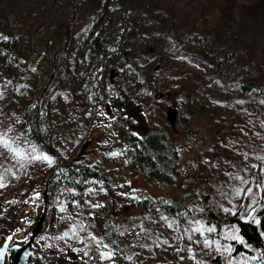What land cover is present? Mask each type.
Instances as JSON below:
<instances>
[{
    "label": "rangeland",
    "instance_id": "374dc122",
    "mask_svg": "<svg viewBox=\"0 0 264 264\" xmlns=\"http://www.w3.org/2000/svg\"><path fill=\"white\" fill-rule=\"evenodd\" d=\"M142 1L0 0V199L16 209L13 216L23 228L9 239L14 244L29 237L44 207L37 190L42 173L55 165V159L20 136L15 125L24 101L39 98L44 88L41 101L52 124L56 157L69 162L84 149L81 158L98 160L114 187L107 191L101 181L90 179L82 191L63 187L48 195L51 216L45 218L33 247L43 264L72 256L80 264H209L215 255L225 264H254L258 251L246 245L250 253H235L243 240L237 224L223 220H251L257 200L252 188L264 197V111L255 109L263 96L254 100L240 89L242 80L264 71V23L237 12L235 26L220 43L202 25L195 31L186 28V15L199 19L198 2L161 0L164 10L151 16ZM216 14L208 20L214 21ZM239 40L255 43L252 59L244 55ZM144 41L158 51L142 56L135 49L133 67L114 68L126 48H143ZM227 51L226 63L218 67ZM196 75L198 85L190 80L179 93L172 130L165 114L169 100L153 99L146 83L163 92L176 91L187 80H181L183 76ZM117 88L131 98L123 110L113 105ZM192 110L195 118L186 128L195 135L179 155L185 167L173 185L162 186L139 167L129 166L120 141L162 128L170 141L182 133L177 139L185 143L181 120ZM216 130L225 138L228 133L223 131L232 133L214 151L204 149L198 157L197 149L206 146ZM26 190H31L29 199L16 197V192ZM150 196H163L168 202L184 197L178 202L185 200V208H151L144 213L137 204ZM104 208L116 228L117 254L100 242L94 229Z\"/></svg>",
    "mask_w": 264,
    "mask_h": 264
},
{
    "label": "trees",
    "instance_id": "16d2710c",
    "mask_svg": "<svg viewBox=\"0 0 264 264\" xmlns=\"http://www.w3.org/2000/svg\"><path fill=\"white\" fill-rule=\"evenodd\" d=\"M176 1L181 4V0ZM197 2L199 3L198 7H201L200 12L198 13L199 19H190L192 15H186V23L188 26L186 28L188 30L190 29L192 31H195L199 27V25H202L203 30H208L209 34L214 35L217 38V42L220 43L227 39L228 31H230V29L235 26L237 12L241 11L245 16L250 17L252 20L264 23V0H222L215 2L213 0H185V5H193V3ZM141 4L142 8L144 9L150 7L149 13L151 14V16L153 14H160L165 8L161 0H143ZM104 5H106V3ZM102 13L103 15H105L107 12L103 10L101 14ZM169 14L174 15V12L170 10ZM211 14H216V18L213 19L214 21H211L212 19L208 20V17ZM140 16V13H138L136 21H138L137 27L141 31L142 20ZM97 18L99 20L100 15H98ZM73 20L74 18L70 19L69 24L72 23ZM196 21H198V23H196ZM168 28L170 29L171 26H169ZM137 36L140 37V32H137ZM94 39L97 41L96 36L94 37ZM66 42H68L67 38ZM144 42L145 43L143 48L138 47V45H136V47L126 48L122 53L121 61L115 63V65L113 64L114 68L116 66V68H119L124 65L133 67L134 60L138 56L136 54V50L142 56L146 54L150 55L153 52L158 51V49L152 43L148 41ZM238 45L243 50L245 56H248L251 59L253 56H255V43L249 44L243 42L242 40H239ZM216 48H218V46H216ZM229 55L230 53L229 51H227L224 55V58L221 59L218 67H223V64L226 63ZM104 59L106 61L109 60V58H106V53ZM164 64L166 63L164 62ZM56 65L57 63L53 61L54 69ZM134 68H136V66H134ZM151 71L152 70H149V77H147V80H149L152 75ZM213 71L214 70H211V74H215L217 76L219 75L218 71H216L215 73ZM182 79L187 80L184 83L178 85L176 91L166 90L165 92H163L161 89L152 88L148 82L146 83L148 94H151L153 90L154 93L151 95L152 98L158 99L157 97L154 98L153 95L156 93H163V98L165 97V99L169 100V105H174L176 107L178 99L181 97L180 94L183 93V91L185 90V86L188 85L187 82L190 80H195L197 85L199 83V76L197 75L194 77L183 76L181 80ZM240 89L243 93L248 94L250 97H253L254 100H258L259 97L263 96L262 98H260L263 100V102H257L258 104H256L255 109L264 111V71L257 72L253 77L249 79L242 80L240 82ZM116 92L117 93L113 101V105H115V107H117L119 110H123L126 104L129 103L131 98H129V94L122 90V88H117ZM42 97H44L43 99H45L44 88L42 89L39 98L24 101V106L20 111V117L16 118L15 125L20 136L28 138L40 151L50 155L55 159V165L53 166V168L48 169L42 173V179L37 188V190L39 189V191L41 192V197L43 198V200L45 191L47 192V199L48 195L53 196L54 192L62 189L63 187H66L65 189H69L70 191H82L85 186V182L90 179L99 180L102 182L107 191L112 190L114 185L110 184L111 182H109L105 174V168L98 160L95 162H89L87 160H83L86 158L85 157L80 159L73 158L69 162H64L56 157L57 153L52 144V124L49 119V114L45 109V106H43L42 102H44V100L42 99L41 101ZM186 100H189L188 103H190L188 104L190 106L187 105V107H193L191 99L186 98ZM194 116L195 114L192 110L188 119H184V121L181 120L183 125L181 127L183 130L184 139H186L185 143H180L179 139H177V135L182 136V133L175 134L174 141H170L166 131L162 128L151 130L143 137H138L137 135L133 134L132 138L126 141H120V148L123 147L124 150L122 149V151H124L126 154V162L130 164L129 166L132 169L139 167L142 173L149 180H154L162 186L173 185L177 177L182 174L185 167V161H182L179 155L182 151L188 149V143L193 140L195 135V132L192 128H186V125L195 118ZM223 132H226L229 135L232 133L230 130ZM221 133L222 132H220V130L214 131L212 133L211 139L208 141L205 140L207 142V145H200L199 149H197L198 157L199 155H203L204 149H212L214 151V147L216 145H222V142L226 141L228 134L225 138V134L221 135ZM89 143L90 141H88L86 149L88 148ZM97 151L100 152L98 149ZM88 157L90 158V156ZM190 189L194 190V187L192 186L190 187ZM249 191H252L254 193V197H256L257 199L251 210V220L243 217H231L228 220H223V223H228L227 221L230 220L237 224V229L244 245L237 244L234 248V252L250 253L251 251L247 250L246 245L250 246L252 249L258 251V256L255 255L254 257V264H264V197L259 196L256 188H252V190ZM188 192L192 193L189 190ZM262 193L263 191L260 194ZM15 194H17V198H20L21 201H24L29 199L28 197L31 194V190H26L24 192L21 191L20 194L16 192ZM187 195L188 194L186 193L185 196ZM183 198L178 196L176 201L171 199L173 201L168 202L163 196L159 198L150 196L149 198H144L142 202H139L137 204V207L144 213H150L151 208H185V200L180 204L178 202V200H182ZM186 198L188 199V196ZM45 206V218L47 219L48 216H51V211L49 212V210L47 209V204L45 205L44 203V207ZM44 207L42 209V212L44 210ZM42 212H39V214L41 215ZM100 212L102 217L97 221L94 229L96 230V234L100 242L104 243L109 248H112L117 243L113 240L116 235V228L109 223L110 212L107 211L106 208L102 209ZM15 213L16 209L12 208V205L4 204L2 199H0V245L6 239L11 238L13 233L23 230V228H20V226L18 225L15 219L16 216H13V214ZM208 215H212L211 210H208ZM18 242L20 241H15V243ZM118 248H113L116 254L119 251ZM54 263L55 261L52 260L51 264ZM30 264L43 263L41 262V257H37V255L33 254ZM57 264H80V261L77 257L72 256L71 258L58 259ZM209 264L225 263L219 255H215L211 258Z\"/></svg>",
    "mask_w": 264,
    "mask_h": 264
},
{
    "label": "water",
    "instance_id": "95a60500",
    "mask_svg": "<svg viewBox=\"0 0 264 264\" xmlns=\"http://www.w3.org/2000/svg\"><path fill=\"white\" fill-rule=\"evenodd\" d=\"M69 28L67 27V38L69 36ZM160 66V65H159ZM155 67L154 70H157L158 67ZM111 76L113 75L114 71L112 70ZM163 93H156L153 97H157L161 99L163 97ZM166 119L168 121L169 126L174 129L175 122L177 118V108L174 105H168L165 110ZM83 154V150L79 153L78 156ZM44 203L47 204V192H44ZM46 215V206L42 214L40 215L39 219L37 220L36 224L34 225L33 229L30 232L29 237L21 244H12L10 239H6L0 245V264H30L32 256H33V246L36 240V237L41 233L43 223L45 220Z\"/></svg>",
    "mask_w": 264,
    "mask_h": 264
},
{
    "label": "flooded vegetation",
    "instance_id": "af4514ba",
    "mask_svg": "<svg viewBox=\"0 0 264 264\" xmlns=\"http://www.w3.org/2000/svg\"><path fill=\"white\" fill-rule=\"evenodd\" d=\"M67 40H69V38H67ZM67 45V44H66ZM65 49H67V47H64V48H62V50L61 51H64ZM112 71V70H111ZM110 71V72H111ZM114 71V70H113ZM115 72V71H114ZM163 98V97H162ZM114 107H115V105H114ZM171 128V127H170ZM172 129V128H171ZM172 130H174V129H172ZM84 149H83V154L81 155V156H83L84 155ZM81 158V157H80ZM80 158H78V159H80Z\"/></svg>",
    "mask_w": 264,
    "mask_h": 264
}]
</instances>
